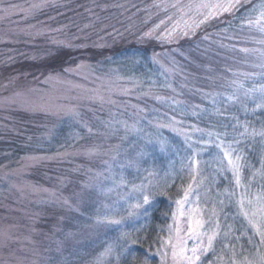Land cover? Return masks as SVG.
<instances>
[{
	"label": "rangeland",
	"instance_id": "1",
	"mask_svg": "<svg viewBox=\"0 0 264 264\" xmlns=\"http://www.w3.org/2000/svg\"><path fill=\"white\" fill-rule=\"evenodd\" d=\"M58 1L0 0V44L67 41L59 25L32 23ZM243 1L154 0L163 17L148 34L176 42ZM262 11L258 0L245 17L263 40ZM175 62L132 52L32 79L0 77V111L45 115L70 142L0 167V264H78L91 255L119 264H264V87L254 90L263 107L249 150L245 135L227 137L211 124L221 98L233 104L238 92L190 103L181 88L194 72ZM225 152L241 157L239 184ZM55 167L52 179L38 172Z\"/></svg>",
	"mask_w": 264,
	"mask_h": 264
},
{
	"label": "trees",
	"instance_id": "2",
	"mask_svg": "<svg viewBox=\"0 0 264 264\" xmlns=\"http://www.w3.org/2000/svg\"><path fill=\"white\" fill-rule=\"evenodd\" d=\"M153 1L60 0L49 5L36 14L32 23L49 20L53 26L59 25L64 36L61 38L67 41L0 44V77L32 79L61 72L79 60L96 63L121 53L149 56L163 52L176 61L177 67L194 72L189 75L192 82L186 80L187 84L181 88L190 103L203 105L209 99V92L211 95L238 92L233 104H225L226 99L221 98L216 106L219 113L211 118V124L227 137L245 135L243 145L251 150L253 146L248 140L257 126L264 101L254 99L255 88L264 87L263 73H256L264 39L247 26L245 12L250 11L258 0H244V4L236 5L230 14L225 13L221 19L212 18L198 32H191L176 42L148 34L162 14L151 5ZM87 23L89 27H86ZM199 118L188 121L204 125L207 119ZM62 138L54 130L52 120L45 115L10 108L0 111V167L14 164L27 155L60 152L70 145L66 137ZM38 172L51 178L54 173L58 174V169ZM39 177L35 179L42 181ZM92 250L95 254V249ZM98 258L93 255L82 257L78 264H119L111 257L105 261ZM136 259L142 260V257Z\"/></svg>",
	"mask_w": 264,
	"mask_h": 264
},
{
	"label": "snow or ice",
	"instance_id": "3",
	"mask_svg": "<svg viewBox=\"0 0 264 264\" xmlns=\"http://www.w3.org/2000/svg\"><path fill=\"white\" fill-rule=\"evenodd\" d=\"M236 3H239V0H236ZM233 6L234 5L230 4L228 7L225 8V10H228V8L233 7ZM260 15H261V18H264V11H262ZM206 19H207V17H206ZM203 22L204 21H201V23H203ZM257 23H259V21H257ZM261 30L264 31V26H261ZM261 135H264V133H261ZM225 156L229 157L228 165L231 167V169L233 171V175L236 178V183L239 184L240 183L239 170L241 168V164L239 162L241 160V157L237 155L235 157V159H232V158H230V154L228 152H225ZM190 191H191V186L189 187V191H186V193H185V199H187ZM148 200H149L148 196L145 195L144 196V203H148ZM177 203L179 204L180 201H177ZM194 223H195L196 227H202L201 221L196 220ZM189 232L193 233L194 236L199 235V233L194 231L192 224L189 225ZM212 239H213V237H211V236L208 239L209 246H211ZM191 251L193 253V256H195V258L198 260L199 256H196L197 249L193 248ZM203 251H206V249H201V252H203ZM188 259L191 260L192 258L188 257Z\"/></svg>",
	"mask_w": 264,
	"mask_h": 264
}]
</instances>
